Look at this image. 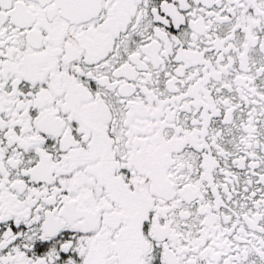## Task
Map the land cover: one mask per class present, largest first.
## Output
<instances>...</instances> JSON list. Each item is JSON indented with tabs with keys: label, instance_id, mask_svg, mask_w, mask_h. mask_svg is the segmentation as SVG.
<instances>
[{
	"label": "snow or ice",
	"instance_id": "snow-or-ice-1",
	"mask_svg": "<svg viewBox=\"0 0 264 264\" xmlns=\"http://www.w3.org/2000/svg\"><path fill=\"white\" fill-rule=\"evenodd\" d=\"M0 264H264V0H0Z\"/></svg>",
	"mask_w": 264,
	"mask_h": 264
}]
</instances>
